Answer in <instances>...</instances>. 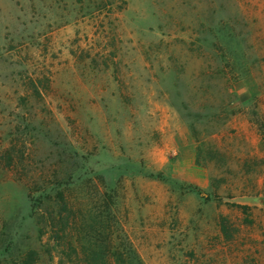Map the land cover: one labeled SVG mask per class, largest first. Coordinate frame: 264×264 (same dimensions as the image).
<instances>
[{
	"label": "rangeland",
	"instance_id": "1",
	"mask_svg": "<svg viewBox=\"0 0 264 264\" xmlns=\"http://www.w3.org/2000/svg\"><path fill=\"white\" fill-rule=\"evenodd\" d=\"M89 226L264 264V0H0V264H84Z\"/></svg>",
	"mask_w": 264,
	"mask_h": 264
},
{
	"label": "trees",
	"instance_id": "2",
	"mask_svg": "<svg viewBox=\"0 0 264 264\" xmlns=\"http://www.w3.org/2000/svg\"><path fill=\"white\" fill-rule=\"evenodd\" d=\"M60 222L66 227L69 222V216L66 215L63 217L62 215H59ZM91 221L94 222L93 219ZM90 234H87V237L89 239V245L85 247L84 254H85V260L84 264H132L127 263L125 258L121 255H117L114 257V260H109V251H108V242L107 237L104 239V241L101 239V234H99L96 229L91 228ZM62 232H65L64 227H62Z\"/></svg>",
	"mask_w": 264,
	"mask_h": 264
}]
</instances>
